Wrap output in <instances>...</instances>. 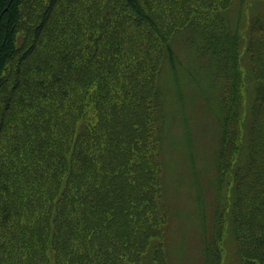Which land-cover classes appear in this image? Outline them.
Here are the masks:
<instances>
[{
  "label": "rangeland",
  "instance_id": "374dc122",
  "mask_svg": "<svg viewBox=\"0 0 264 264\" xmlns=\"http://www.w3.org/2000/svg\"><path fill=\"white\" fill-rule=\"evenodd\" d=\"M158 1L166 9L178 8L177 15L159 10ZM167 1L154 0V13L163 19L156 34L146 22L150 0H61L50 27L34 39V27L49 0H27V8L33 12L14 38L15 59L35 45L31 65L41 73L37 71L39 88L21 81L22 94L14 100L17 112L25 115L13 110L6 117L11 131L0 133V264H141L155 242L154 264H264V0ZM217 17L224 19V39H235L239 45L236 63L240 82L230 81L231 91L224 87L225 123L218 121L221 93L207 80L206 62L198 45L204 35L219 31L213 25ZM170 42L175 61L166 50ZM105 46L112 49L113 60L128 53L126 58L135 61L136 48L142 49L141 70L153 75L137 93L143 95L144 104L160 84L164 127L155 129V119L147 131V123H137L143 127L138 131L140 141L147 137L144 130L152 135V151L142 150L137 142L144 153L134 156L141 165L131 170V176L123 177L125 183L122 177L115 179V173L121 172L115 167L107 171L112 179L109 183L102 180V173L97 174L98 188L93 193L98 194L88 193L87 187L85 193L74 197L75 205L68 203L42 213L32 196L34 189L40 199L48 201L54 191L57 197L77 194L75 186L80 182L68 176L75 158L52 155V163L40 164L28 173L33 166L23 144L9 139L20 140L12 130L22 132L51 124L56 108L72 99L70 77L81 76L79 62L84 60V50L98 49L99 57ZM13 84L3 87L5 100L13 98ZM234 88L242 95L243 114L256 107L255 162L237 188L238 242L227 234L228 210L221 211L218 206L231 196L232 169L241 144L244 115L238 119L232 115L233 107L238 106ZM85 105L87 101L82 108ZM82 108L71 117V129L78 130L82 123ZM104 133L96 131L100 147L94 152L104 150ZM109 139L117 141L116 133ZM70 150L71 146L66 152ZM118 160L123 162V157ZM157 164L159 175L151 168ZM18 169L27 172L20 179L13 174ZM123 184L134 194L132 200L120 196ZM109 210L119 213L115 227ZM58 216L74 218L63 222ZM9 227L16 229L9 232Z\"/></svg>",
  "mask_w": 264,
  "mask_h": 264
},
{
  "label": "trees",
  "instance_id": "16d2710c",
  "mask_svg": "<svg viewBox=\"0 0 264 264\" xmlns=\"http://www.w3.org/2000/svg\"><path fill=\"white\" fill-rule=\"evenodd\" d=\"M60 1L61 0H49L42 12L39 24H36L34 27V39L41 38L44 32L50 27L54 10H56ZM150 1V14L147 16L146 22L153 26L156 34H159L163 26V19L156 16L154 13L155 2L154 0ZM182 1L185 0H180V2ZM156 6H158L159 10L169 12L171 15H177L178 8L170 9L169 7V9H166L159 1L156 3ZM32 10V8H27V0H0V133L5 135L7 131H11V125L6 120V117L11 115L13 110L14 113H18V104L14 100V96L17 95V97L20 98L22 94L21 81L36 87L38 84L37 71L41 73L40 68H32L31 65V61L35 55V45L25 50L19 59H15L17 55V39L15 40L14 38L17 37L18 33L25 26V19L30 12H33ZM29 17H31V14ZM214 21V28H219V31L214 29L216 34L211 32L209 36L204 35L198 45L201 47V56L204 58L203 62L207 63L204 65L209 75L207 80H210V84H213L214 88L221 93V100L219 99L217 105L218 112H220L218 121L220 123H225L228 118V111H226L224 102V87L227 86L229 91H231L233 86H230V81L237 79L240 82V73L236 63L238 60L237 49H239V45L237 47V43L233 41L235 39H224L225 26H223L224 19L222 17H217ZM219 25L220 27H218ZM222 32L223 34H221ZM166 48L169 58L175 61L176 58L171 42L166 44ZM107 49L108 47L105 46L104 53L99 57L97 56L98 49L91 50L88 48L84 50L82 56L84 60L79 62L82 71L81 76L75 75V79L72 76L70 77L72 99L69 101L68 105H62L56 108L51 124L42 127H32L22 132H18L17 128L12 130L20 140L9 139L23 144L25 153L29 156L28 162L33 166L32 171L28 173L33 172L36 168H40V164H42V166H48L52 163V155L61 158L68 154L75 158V165L72 164L74 168L69 169L68 176L75 180L78 178L76 183H80L75 186V189H77L75 192L77 194L71 196L60 195L57 197L58 193L54 191L48 196V198L53 201L52 202L40 199L37 194V189H34L32 191V196L34 200L38 201L39 199V202L37 203L36 201L35 204L42 213L55 211L68 203H74L75 205L76 201L74 197L80 196L81 193H85L87 187L88 193L98 194L93 193L96 192L98 188L97 182L99 178L97 174L102 173V180L105 182L108 181L109 183L112 179L107 171L113 170L115 167L118 168L117 171L121 170L120 173H115V179L122 177V183H125L123 177L131 176V170L135 166L141 165V162L139 164L137 163L138 159L134 156L135 153H141L143 152L142 150L146 151V148L148 152L152 151V141L150 139L152 135L146 132L147 127L149 125L151 126V122L154 121L153 119L158 121L155 129L160 130L164 127L165 117L163 118L162 108H165V102L163 103L162 96H160V84L158 86L157 83L153 93L144 104L141 101L143 95L137 93V88L153 75V73L146 75L141 70L140 58L142 57V49L136 48L137 54L133 55L135 61L126 58L130 55L128 53L123 54L118 60H113L110 56L112 49ZM34 72H36V76L33 77ZM156 76L159 81L160 73L156 74ZM12 81H14L11 87L14 92L13 98L11 100H5L3 98V87H7ZM239 82L235 85H239ZM37 87L39 88V85ZM235 90L236 99L234 104L238 106L233 107L232 115L237 119L242 118V115H244L241 121V144L238 152V159L232 169V175L234 174L235 178L231 189V196L228 200H226V198L223 201L221 200L218 206L220 210L221 208L226 211L228 210V213L226 212L227 215H225L227 216V221H230L227 234L228 237L233 238L234 242H238L239 220L237 211V188L255 162V144H253L252 138L256 121V107H254L252 111H249V114H243L242 95L239 89L237 90L234 88L233 91ZM34 94L38 95V89L34 91ZM13 101H15V104ZM86 101L88 105L82 108ZM81 108L83 121L78 130L71 129L69 124L70 119L77 110L79 113ZM27 111L30 112V108H27ZM18 114L25 115L24 112ZM138 122L147 123L146 131L144 130L143 132L144 136L147 137L142 139L144 140L143 142L138 138V131L139 133L143 131V127L142 129L138 127ZM97 130L105 132V146L102 152L100 150L94 152L95 149L100 147L96 140ZM112 132L116 133L117 141L109 139ZM108 140L109 145L107 146ZM158 141L161 145L160 136L158 137ZM256 141L255 139V143ZM137 142H141L140 145L142 150L139 149V143ZM159 144L157 145L159 146ZM69 146L72 147V150L66 152L69 150ZM122 157L123 162L118 160ZM130 161L133 165L127 163ZM147 161L148 159L146 158V165ZM56 165L55 162L53 167H56ZM158 165L160 164L153 167L150 166L156 175H159L156 170V166ZM95 166L99 167L93 172L92 169ZM60 170L64 172V168L61 167ZM26 173L25 171H19V169L13 172L14 176L19 179L21 174ZM87 177L88 180L87 183H85L84 179ZM133 195L130 187L123 184V188L120 189V196L132 200ZM84 202H86V200H84ZM122 202L127 205L125 200H122ZM160 203L165 210L162 199ZM109 214L113 219V226L115 227L117 223L115 219L118 217L119 213L116 215L115 212L111 214L109 210ZM73 218L74 217L58 216V221L64 222L72 220ZM15 229L16 228L9 227V232H13ZM155 243L149 245L147 252L142 256L141 264H154V256L157 248ZM0 250L2 251L1 244Z\"/></svg>",
  "mask_w": 264,
  "mask_h": 264
}]
</instances>
